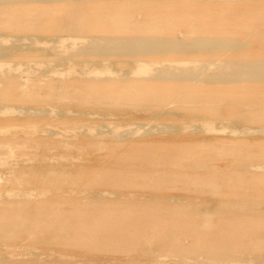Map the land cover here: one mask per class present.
<instances>
[{"label":"rangeland","instance_id":"1","mask_svg":"<svg viewBox=\"0 0 264 264\" xmlns=\"http://www.w3.org/2000/svg\"><path fill=\"white\" fill-rule=\"evenodd\" d=\"M66 6L0 5V45L15 34L34 40L15 48V75L0 76V264H264V84L143 81L140 88L98 79L77 60L108 71L132 62L73 56L67 63L39 38L73 40ZM82 7L75 25L82 37L203 33L248 46L186 58H264V0ZM26 106L38 113L17 110ZM166 123L181 133L115 139L127 126ZM121 193L130 197H114Z\"/></svg>","mask_w":264,"mask_h":264},{"label":"bare ground","instance_id":"2","mask_svg":"<svg viewBox=\"0 0 264 264\" xmlns=\"http://www.w3.org/2000/svg\"><path fill=\"white\" fill-rule=\"evenodd\" d=\"M45 1H52V0H0V5L8 6L18 3H34V2H45ZM60 1H65V3L68 5V7L66 6L67 8L65 9L69 10L71 14V18L73 19L70 21V24H68L67 29L72 31L71 34L73 35L72 37L76 38L77 40L76 39L74 40V38L73 40H71L69 38L70 40L64 43L60 39V36L57 35H50V37L40 35L39 38L41 39L49 38L50 40H48V43L51 42L52 48H59L62 51L61 54L64 55L65 58H67L66 59L67 63L70 62V59L73 56L80 58L86 56H102L109 58L117 57V58H125L126 61L129 60L132 62L131 66L130 65L128 66L127 68L128 70H122L121 68H119V69H111L110 71H108V70H101L98 68H94V66L89 67L83 59L77 60L78 62L83 61L82 66L83 67L86 66V70H88L87 68L89 69L92 68L91 70H93L94 77L98 79L133 80L131 82L134 83L131 85L137 84V86L140 85L139 86L140 88H143L141 87L143 81H145L146 83L153 81V82H164V83H176L178 85L182 84L189 86L202 84V83H204V85L216 86L218 84H227L232 82H247V83L260 82L264 84V58H251V57L242 58V57L230 56V54H228L229 56L227 58L222 57L220 60H213V61H207V60L194 61L186 58L187 56H194V55H205V54L210 55L211 53H214L215 51L222 49H226L228 51H232L233 53L237 54L241 50H243V48L245 47L247 48L248 46V44L244 43L243 41L237 44L236 43L233 44L226 39L218 38L216 36H211L210 34H203V33L189 35L183 38H177L166 34L163 35H157V33L148 34L146 32L121 33L116 35L104 34V35H93L89 37H82L81 36L82 34L78 35L77 33H75L77 14L81 12L83 8L82 7L83 4L95 0H60ZM202 28L204 27L202 26ZM25 39L29 40L28 42H34L33 38L31 37H28L23 34H15L12 36V39L10 41L11 43L9 45H0V59L5 60L6 62H8V64L10 63L9 65L5 63V65L6 64L8 65L6 67L5 65L4 67H0V76L4 75V76L13 77L15 75L16 72L15 73L12 72L13 69L11 70V66L21 63V61L18 59V55H16L17 51H15V48L18 47V44L23 43L22 40ZM160 57L165 58V60H163V62H161L160 60L161 63L160 62L158 63L157 62L158 60L156 59ZM29 64L31 65V63ZM149 64L152 65L147 67V65ZM86 70H83V72L86 73L87 72ZM63 84L64 83L62 82L61 85ZM143 85L149 86V83ZM167 92L168 91H166V93ZM0 108H3V106H0ZM17 110L22 112V114L24 115H33L34 113H38L34 111V108L27 106L20 107ZM169 114L171 115V113H169L168 111L167 112L157 111L155 117L159 118L162 116H167ZM234 125L236 126L239 132L244 133L246 131V129L243 126L241 125L237 126L239 125L237 123H234ZM180 128L182 127L177 124H168V123L162 125H154V126H152L151 124L143 125V126H141V124L136 126H127L121 131L116 133L117 135H115V139H125L135 135L139 137V136L151 135L155 133L177 134V133H181L182 129L180 130ZM199 128L200 127H197L196 130L201 129ZM51 132L53 131H50V133ZM98 195H100L101 197H105L103 196L104 194L101 192H98ZM129 195L115 194L114 197L121 196L125 199H128ZM172 198L176 200V198L174 197Z\"/></svg>","mask_w":264,"mask_h":264}]
</instances>
